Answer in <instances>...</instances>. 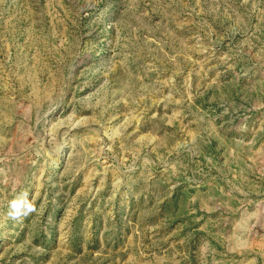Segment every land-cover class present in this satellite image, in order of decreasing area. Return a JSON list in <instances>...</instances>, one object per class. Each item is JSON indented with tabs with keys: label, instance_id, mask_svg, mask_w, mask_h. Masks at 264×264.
Returning a JSON list of instances; mask_svg holds the SVG:
<instances>
[{
	"label": "rangeland",
	"instance_id": "1",
	"mask_svg": "<svg viewBox=\"0 0 264 264\" xmlns=\"http://www.w3.org/2000/svg\"><path fill=\"white\" fill-rule=\"evenodd\" d=\"M0 264H264V0H0Z\"/></svg>",
	"mask_w": 264,
	"mask_h": 264
},
{
	"label": "clouds",
	"instance_id": "2",
	"mask_svg": "<svg viewBox=\"0 0 264 264\" xmlns=\"http://www.w3.org/2000/svg\"><path fill=\"white\" fill-rule=\"evenodd\" d=\"M8 207L7 215L15 221H22L37 211L35 204L28 200L26 193L22 197L11 200Z\"/></svg>",
	"mask_w": 264,
	"mask_h": 264
}]
</instances>
